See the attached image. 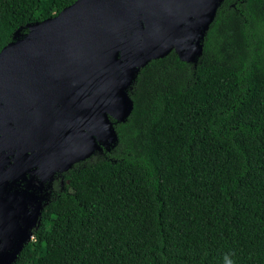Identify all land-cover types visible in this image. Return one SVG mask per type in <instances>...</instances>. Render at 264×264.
<instances>
[{
	"label": "trees",
	"instance_id": "16d2710c",
	"mask_svg": "<svg viewBox=\"0 0 264 264\" xmlns=\"http://www.w3.org/2000/svg\"><path fill=\"white\" fill-rule=\"evenodd\" d=\"M72 1L0 0V52ZM198 45L138 71L14 264H264V0H221Z\"/></svg>",
	"mask_w": 264,
	"mask_h": 264
},
{
	"label": "flooded vegetation",
	"instance_id": "af4514ba",
	"mask_svg": "<svg viewBox=\"0 0 264 264\" xmlns=\"http://www.w3.org/2000/svg\"><path fill=\"white\" fill-rule=\"evenodd\" d=\"M208 3L92 0L77 18L70 11L65 21L37 28L35 40L47 30L52 38L37 45L28 66L11 67L15 58L2 64L0 264H14L34 239L41 211L83 163V145L92 151L88 159L110 149L105 142L126 117L128 93L144 64L171 52L196 56L203 29L193 13Z\"/></svg>",
	"mask_w": 264,
	"mask_h": 264
},
{
	"label": "water",
	"instance_id": "95a60500",
	"mask_svg": "<svg viewBox=\"0 0 264 264\" xmlns=\"http://www.w3.org/2000/svg\"><path fill=\"white\" fill-rule=\"evenodd\" d=\"M91 1L92 0H78L70 8L64 9L55 21L47 19V20H44L40 23H34L31 25V27L29 26L30 27V33L27 37L22 38L19 41H16L14 43L8 44L7 46H5L1 50V52H0V67L2 66V64L4 65V67H6L8 64L7 62L9 60H12V58H15V59H13L14 62L11 64V67L22 68V67L28 66L32 62V60L34 59V57L36 55L37 45H42L52 38V36H51L52 31L47 30V31L41 32L39 35V38L37 40H35L34 37L36 35L35 32L38 30L37 28H46L47 29L49 27V25L51 26L52 23L54 24V23L65 21V16L70 11L74 14L75 18H77L79 13L81 12V10L83 8H85V6H87V4L90 3ZM209 1H210V3L200 5L197 8V11L193 13L196 16V18L198 19L199 25L201 26L203 31L206 30L208 28L209 24L212 22L214 15H215L216 8L218 6V2L220 3L221 0H209ZM201 35H200V37H201ZM195 52H196L195 55L199 54V52H200L199 51V45L196 48ZM77 53L80 55L84 54L85 49H82L81 52H77ZM74 56H75V54L73 53V61H75ZM181 59L186 61V62L188 60L185 58H181ZM103 62H106V60L104 59ZM20 87L22 89H24L23 86H20ZM127 106L128 107L126 109V114H128V112L130 110V106H131L130 99H128ZM112 133L113 132H111L110 134H112ZM113 137L115 139L114 133H113Z\"/></svg>",
	"mask_w": 264,
	"mask_h": 264
},
{
	"label": "rangeland",
	"instance_id": "374dc122",
	"mask_svg": "<svg viewBox=\"0 0 264 264\" xmlns=\"http://www.w3.org/2000/svg\"><path fill=\"white\" fill-rule=\"evenodd\" d=\"M196 52H194V54H195ZM189 57H186V59H188ZM193 60V58L192 59H190V60H187V62H190V61H192ZM108 143H110L109 145H110V148H112L113 146H114V144H115V139H114V137H113V135L112 134H110V138H109V140H108V142H105V144H108ZM87 146V147H86ZM83 153H82V155H81V158H82V162L84 163V161L85 160H87L88 158H90V156L89 155H91L92 154V151L90 150V148H89V146L86 144H84L83 145ZM100 157L101 156H99V155H97V156H95V157H93L92 159H90V160H97V159H100ZM89 160V161H90ZM82 163V164H83Z\"/></svg>",
	"mask_w": 264,
	"mask_h": 264
}]
</instances>
